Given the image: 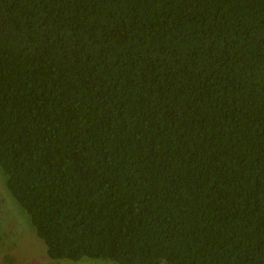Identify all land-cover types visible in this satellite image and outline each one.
<instances>
[{"label":"trees","instance_id":"16d2710c","mask_svg":"<svg viewBox=\"0 0 264 264\" xmlns=\"http://www.w3.org/2000/svg\"><path fill=\"white\" fill-rule=\"evenodd\" d=\"M0 168L44 264H264V0H0Z\"/></svg>","mask_w":264,"mask_h":264},{"label":"rangeland","instance_id":"374dc122","mask_svg":"<svg viewBox=\"0 0 264 264\" xmlns=\"http://www.w3.org/2000/svg\"><path fill=\"white\" fill-rule=\"evenodd\" d=\"M52 261L44 240L37 234L30 216L6 186L0 168V264H44ZM59 264H116L106 258L60 259Z\"/></svg>","mask_w":264,"mask_h":264}]
</instances>
